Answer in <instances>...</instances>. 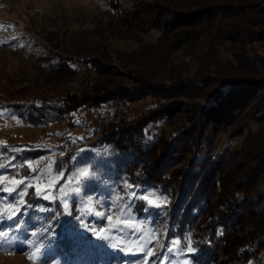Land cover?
Here are the masks:
<instances>
[{
    "label": "rangeland",
    "instance_id": "1",
    "mask_svg": "<svg viewBox=\"0 0 264 264\" xmlns=\"http://www.w3.org/2000/svg\"><path fill=\"white\" fill-rule=\"evenodd\" d=\"M144 1L155 0H0V176L13 177L17 181L23 179L33 185L20 203L21 198L16 193L25 185L16 188L12 180L2 184L5 190L0 191V217L14 219L0 225L4 231L11 229L8 237L0 238V264H66L60 258L63 255L50 254L54 251L52 247L56 251L59 249L56 240H52L56 234V229L52 228H57L54 220L64 217L75 220L72 225L78 224L77 228H70L73 237L89 231L94 233V238L107 243L106 250L98 255L94 253L97 260L90 261L91 264H264V248L258 245L264 234L245 245L244 254L234 255L231 251L217 249L210 252L211 256L196 258L195 242L209 240V236L201 237L207 232L202 230V221H195L182 237L169 236L171 224L177 225L176 220H172L175 219L172 207L176 195L125 178L105 180L94 173L89 164H80L85 155L96 152L97 156H108L105 161L116 167V149L109 144L95 145L96 141L111 130H115L118 137L124 135L130 126L144 118L149 119L148 122L138 124L142 126V143H157L183 127L179 124L184 113L172 111L173 114L169 112L170 116L166 117L158 113L168 99L153 95L122 103L93 105L88 102L74 112L60 109L62 94L91 93L87 82L99 76L90 63L93 58L102 61V68L105 65L114 67L117 84L131 85L130 76L136 73L155 71L158 76L154 79L164 84H171L176 76L188 80L195 75L198 58L206 52V35L194 45L186 43L178 49L164 51L162 57L159 53L154 56L151 50H162L155 46L159 43L155 42L159 31L153 29L142 34L119 27L117 17L107 13L106 8L112 2L131 10ZM68 48L87 49L86 55L74 56ZM246 48L248 54L264 58L261 42L248 41ZM102 50L107 51V58L99 54ZM223 54L225 58L230 57L228 50ZM65 58L75 74L53 76L47 64L54 61L57 67ZM256 70L258 76H264V60ZM23 76L31 80L26 87H23ZM51 77H57L55 80L59 82H48L53 80ZM177 98L187 102L194 100ZM18 113L25 119L19 118ZM31 114L38 118L37 122L29 121ZM262 115L264 111L255 114ZM256 118L249 116L241 124L218 132L213 156H218L225 147L235 150L243 144L248 145L245 134L248 130L257 131ZM68 154L71 158L62 162L63 169H58L57 161ZM189 160L190 157L182 163L188 164ZM235 162L239 163V169L244 168L242 172L245 164L250 166L251 163L242 155ZM182 163L175 165L173 170L180 168ZM69 165L72 169L67 171ZM239 180L243 182L244 179L239 177ZM36 184L41 188L40 193L35 191ZM10 188L16 191L9 193ZM248 198L252 209L264 218V179L254 186ZM211 206L210 203L209 208ZM68 212L70 215L65 214ZM16 223L19 227H13ZM101 229L110 231L102 233ZM236 230L237 236L244 237L254 226L244 220ZM47 234L53 244L43 243ZM5 240L12 241L11 248L3 243ZM19 241H27V244Z\"/></svg>",
    "mask_w": 264,
    "mask_h": 264
},
{
    "label": "trees",
    "instance_id": "2",
    "mask_svg": "<svg viewBox=\"0 0 264 264\" xmlns=\"http://www.w3.org/2000/svg\"><path fill=\"white\" fill-rule=\"evenodd\" d=\"M106 9L107 13L117 17L119 27L125 26L142 34L153 29L159 31L155 41L159 43L155 46L162 50H151L154 56L159 53L162 57L164 51L178 49L186 43L194 45L204 35L207 37V48L204 55L198 58L195 75L183 80L176 78L175 74L171 84L155 80L154 77L158 76L155 71L130 76L131 85L117 84L114 78L117 73L113 66L105 65L102 68L103 63L99 58L90 60L99 75L98 79L87 82L91 93L62 94L59 97L62 101L61 110L74 112L88 102L93 105L115 101L122 103L153 95L168 99L163 102V108L157 110L158 113L166 117L172 111L182 112L185 117L179 124L183 127L173 136L160 138L157 143L140 141L142 126L138 124L148 122L147 118L130 126L127 133L119 137L115 130H111L99 138L95 145L109 144L116 149V167L105 161L108 156H97L96 152L85 155L80 164H89L93 172L105 180L111 177L114 181L125 178L176 195L172 207L175 219L172 220H176L177 225L171 224L169 236L182 237L191 229L190 225L202 221L204 225L203 228L200 225V229L207 232L201 237L209 236V240L195 242L198 249L196 258L211 256L210 252L217 249L220 252L231 251L230 254L234 255L240 252L244 254L245 245L264 234V218L252 209L248 198L254 186L264 179V115L255 116L257 112L264 111V76H258L259 71L256 70L264 58L248 54L249 49L246 48V43L252 40L264 44V0H155L138 3L131 10H125L112 2ZM86 50H72V54L81 57L86 55ZM224 50L229 51L230 57H224ZM100 52L103 57H108L106 50ZM67 62L65 58L57 67L54 61L47 65L53 71V76L75 74ZM26 79L22 77V81H25L22 82L23 87L31 82ZM55 79L48 82H59ZM177 97L194 100L187 102ZM253 115L257 117L259 128L255 132H246L245 142L248 141V145L243 144L235 150L225 147L218 156H213L214 139L218 132L239 125L243 119ZM17 116L23 119L22 114ZM30 117L29 121L37 122L38 118L32 114ZM71 121L75 122V119ZM239 155L251 162L250 166L245 164L243 172L244 168L239 169V163L235 162ZM188 157V164L182 163ZM70 158L68 154L59 159L57 168L63 169L62 162ZM178 163H182L180 168L173 170ZM69 166L67 171L72 169ZM122 174L126 176L122 177ZM180 176H183L182 180ZM239 177L244 179L243 182ZM238 191L241 192L239 196L236 195ZM210 203L212 209L209 208ZM155 214L158 216L159 212ZM178 216L180 218L176 219ZM60 220L56 218L54 223L57 228H52L56 229L52 240H56V248L59 249L56 251L51 246L54 251L50 254L63 255L60 258L66 264H91L97 260L94 253L98 255L106 250L107 243L94 238L93 232L87 231L73 237L70 228H77L78 224L72 225L75 221L72 218ZM244 220H249L254 230L239 237L235 234L237 225ZM197 227L199 229V225ZM49 235L44 237V244H53L48 239ZM61 235L63 237L59 238ZM258 245L264 248V239Z\"/></svg>",
    "mask_w": 264,
    "mask_h": 264
},
{
    "label": "snow or ice",
    "instance_id": "3",
    "mask_svg": "<svg viewBox=\"0 0 264 264\" xmlns=\"http://www.w3.org/2000/svg\"><path fill=\"white\" fill-rule=\"evenodd\" d=\"M29 167H30V166H29ZM31 170H32V171H35V169H31ZM7 180H12L13 183L16 185V188H18L20 184H24V185H25V187H24L23 189H21L19 192L16 193L17 197H20V198H21L20 203H23V199H22V197L25 196V195L27 194V189H28L29 187H33V185L27 184V183L25 182V180H23V179L17 181V180H16L15 178H13V177H3V176H0V191H4V190H5V189L3 188V186H2V184H3L4 181H7ZM34 187H35V191H36L37 193H40V192H41V188H40L39 184H36ZM16 188H10V189H8L7 191H9V193H11V192H15V191H16ZM86 195H87V193H86ZM133 198H134V197H133ZM12 199H16V197H13ZM66 206H67V205H65V207H66ZM157 206H158V205H157ZM65 214L70 215V212L65 213ZM17 215H19V214H17ZM13 219H14V217H12V216H4V217H0V225H3V224L5 223V221H11V220H13ZM108 219L111 220L112 217L109 216ZM13 227H19V224L16 223V224L13 225ZM45 231H47V230H45ZM106 231H110V230H109V229H101V232H102V233H103V232H106ZM10 232H11V229H9L8 231H4L2 228H0V238L8 237V236L10 235ZM30 235H34V233H30ZM17 239H18V238H17ZM19 242H20V243H23V244H27V241H19ZM3 243H7V244L9 245L10 248L12 247V241H10V240H5V241H3ZM149 255H152V253H149ZM29 259H32V257L30 256ZM156 264H159V262H156Z\"/></svg>",
    "mask_w": 264,
    "mask_h": 264
},
{
    "label": "built area",
    "instance_id": "4",
    "mask_svg": "<svg viewBox=\"0 0 264 264\" xmlns=\"http://www.w3.org/2000/svg\"><path fill=\"white\" fill-rule=\"evenodd\" d=\"M92 129H93V131H92V132L94 133V127H93Z\"/></svg>",
    "mask_w": 264,
    "mask_h": 264
}]
</instances>
